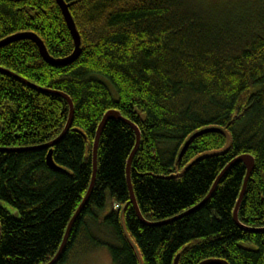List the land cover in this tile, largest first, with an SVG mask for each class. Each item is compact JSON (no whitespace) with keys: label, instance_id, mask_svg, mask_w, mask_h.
<instances>
[{"label":"trees","instance_id":"obj_1","mask_svg":"<svg viewBox=\"0 0 264 264\" xmlns=\"http://www.w3.org/2000/svg\"><path fill=\"white\" fill-rule=\"evenodd\" d=\"M82 45L72 63L44 60L29 39L0 48V264H48L93 179L94 143L105 114L119 111L141 133L131 179L143 217L159 222L198 205L224 168L250 154L256 166L240 221L264 227V0H65ZM32 32L56 59L75 43L56 0H0V41ZM109 80L116 89L114 96ZM206 128H218L194 137ZM135 130L111 119L98 147L89 202L57 264L107 246L114 264H264V233L240 228L234 209L247 169L234 165L199 210L144 225L131 201L127 164ZM212 151H218L207 154ZM5 204H10L15 213Z\"/></svg>","mask_w":264,"mask_h":264},{"label":"water","instance_id":"obj_2","mask_svg":"<svg viewBox=\"0 0 264 264\" xmlns=\"http://www.w3.org/2000/svg\"><path fill=\"white\" fill-rule=\"evenodd\" d=\"M15 1H23V0H15ZM58 5L60 6L62 13L65 17L66 23L69 27V30L72 34L74 43H75V50L73 52L72 55L66 57V58H54L50 55V53L48 52L44 42L40 39V37L32 32H22V33H17L14 34L10 37H7L6 39H3L0 41V48L4 47L12 42L18 41V40H23V39H29L34 41L40 50V53L42 55V57L44 58L45 61H47L48 63L55 65V66H63V65H67L70 64L72 62H74L80 55L81 53V45H82V40H81V35L77 29V25L76 22L74 20V17L70 11V4H68L65 0H56ZM0 72L1 73H6V74H10L14 77H16L17 79H19L20 81H22L23 83L27 84L28 86L39 90L41 92L44 93H51V94H55V95H60L63 98H65L70 105V117L68 120V123L64 129V131L62 132V134L56 138L55 140H53L52 142L45 144V145H41L38 147H31V148H24V149H14V150H21V151H29V150H40V149H51L50 152L48 153L47 156V162L49 164L50 167H52L53 169L58 170L59 167L56 165L54 158H53V150L52 147L54 145H56L57 143H59L69 132V130L71 129L72 123H73V118H74V113H75V108H74V102L73 100L66 94L64 93H60V92H56V91H52L46 88H42L34 83H31L30 81L22 78L21 76H19L18 74L11 72L9 70L0 68ZM111 119H116V120H121L125 123H127L128 125H130L131 127H133L136 130V135H137V144L133 150V152L131 153L129 160H128V164H127V178H128V184H129V189H130V193H131V201L132 204L134 205L136 211H137V215L139 217V219L142 221V223L144 225H148V226H162V225H166L169 223H172L175 220H178L188 214H191L197 210H199L200 208H202L203 206H205L210 199L212 198L218 184L220 183V181L222 180V178L224 177V175L228 172V170H230L234 165L238 164V163H244L246 169H247V174L244 180V185H243V189L240 193V197L237 201L236 207L234 209V220L236 222V224L242 228L245 231H249V232H253V233H264V227L263 228H253V227H248L246 225H244L239 218V212H240V207L241 204L243 202L246 190H247V186L249 183V180L251 179L252 173L255 169L256 166V160L255 158L250 155V154H243L240 155L238 157H236L233 161H231L225 168L224 170L221 172V174L219 175V177L217 178V180L215 181L211 191L209 192V194L205 197L204 200H202L198 205H196L195 207H193L192 209H190L189 211H186L185 213H182L179 216L173 217L171 219L165 220V221H159V222H152V221H148L146 220L140 210V207L138 205L137 199H136V195H135V191L133 188V184H132V179H131V168H132V163L134 160V157L140 147V143H141V133L139 128L134 125L132 122H130L129 120L125 119L123 117V115L116 110H111L109 112H107L101 122V124L98 127L97 130V135H96V139H95V143H94V152H93V157H94V172H93V179H92V183L91 186L89 188V191L86 195V197L84 198L82 204L80 205L79 209L77 210L76 214L74 215L73 219L71 220L68 229L66 231L64 240L62 242L61 248L58 251V253L56 254V256L48 263V264H57L59 262V260L61 259L64 250L67 246L69 237L71 235V231H72V227L76 221V219L80 216V214L82 213V211L84 210L85 206L87 205V203L89 202L90 196L92 194V191L94 189L95 186V181H96V175H97V171H98V147H99V142H100V138L102 135V132L106 126V124L108 123L109 120ZM218 130V128H206V129H202L198 132H196L192 138L190 140L187 141V143L185 144V146L183 147L181 154H180V158L183 156V154L185 153V151L187 150V148L189 147L191 140L194 137H197L201 134L207 133V132H214ZM8 150H13V149H2L0 148V151H8ZM1 235H2V227H1V223H0V240H1ZM175 264H179V256L176 258L175 260ZM200 264H229L227 261L225 260H220V259H209L206 261L201 262Z\"/></svg>","mask_w":264,"mask_h":264},{"label":"rangeland","instance_id":"obj_3","mask_svg":"<svg viewBox=\"0 0 264 264\" xmlns=\"http://www.w3.org/2000/svg\"><path fill=\"white\" fill-rule=\"evenodd\" d=\"M235 4H237L236 0H230V5H232L233 8L236 7ZM105 80L107 81L111 90L113 91L114 96L117 97L116 89L114 88V86L111 84L109 80L107 79ZM215 152H218V151H212L207 154H212ZM5 207L12 213H15V209L10 204H5ZM70 264H114V262H113V258H112L109 248L107 246H101L92 251H89L87 254L81 257L76 258Z\"/></svg>","mask_w":264,"mask_h":264},{"label":"bare ground","instance_id":"obj_4","mask_svg":"<svg viewBox=\"0 0 264 264\" xmlns=\"http://www.w3.org/2000/svg\"><path fill=\"white\" fill-rule=\"evenodd\" d=\"M133 128V127H132ZM134 129V128H133ZM135 130V129H134ZM135 132H136V130H135ZM137 136V135H136ZM48 144V143H47Z\"/></svg>","mask_w":264,"mask_h":264}]
</instances>
